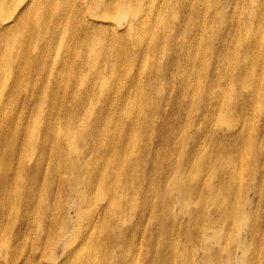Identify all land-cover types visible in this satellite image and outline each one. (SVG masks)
<instances>
[{
	"label": "rangeland",
	"instance_id": "1",
	"mask_svg": "<svg viewBox=\"0 0 264 264\" xmlns=\"http://www.w3.org/2000/svg\"><path fill=\"white\" fill-rule=\"evenodd\" d=\"M0 264H264V0H0Z\"/></svg>",
	"mask_w": 264,
	"mask_h": 264
}]
</instances>
